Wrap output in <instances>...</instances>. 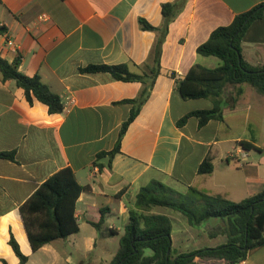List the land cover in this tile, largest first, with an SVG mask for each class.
I'll return each mask as SVG.
<instances>
[{
    "label": "crops",
    "instance_id": "obj_1",
    "mask_svg": "<svg viewBox=\"0 0 264 264\" xmlns=\"http://www.w3.org/2000/svg\"><path fill=\"white\" fill-rule=\"evenodd\" d=\"M176 4L165 23L164 4ZM264 0H0V55L19 60V71L40 75L58 94L61 113L46 104H31L24 89L0 73V264H20L9 244L11 231L22 252L32 256L48 249L58 264L66 253L59 239L33 252L20 206L51 176L71 168L78 183L88 186L77 202L80 231L72 245L84 254L105 243L95 264H111L118 249L109 243L124 233L140 189L152 180L178 192L189 187L241 202L264 191V95L249 84L229 85L222 98L224 120L200 127L186 114L214 107L211 99H184L178 82L195 65L217 68L222 60L198 53L214 30L230 25L236 16ZM145 19L157 30H146ZM11 40L13 45H9ZM245 60L264 67V16L248 27L242 43ZM128 65L143 81H121L107 73H83L89 65ZM158 70L157 74L153 71ZM142 99L138 102L128 100ZM233 106V108H231ZM138 116L129 126L109 167L97 154L114 149L123 123L133 108ZM242 142L252 145L246 148ZM210 158L211 174L199 166ZM150 213L171 219L174 256L225 244L226 222L205 221L198 227L173 209L156 207ZM93 224H100L96 228ZM86 232L83 233V229ZM54 246V247H52ZM52 247V248H51ZM51 249V250H50ZM67 260L75 264L67 255ZM190 264H229L218 259H196ZM240 264H264V244L249 250Z\"/></svg>",
    "mask_w": 264,
    "mask_h": 264
},
{
    "label": "trees",
    "instance_id": "obj_2",
    "mask_svg": "<svg viewBox=\"0 0 264 264\" xmlns=\"http://www.w3.org/2000/svg\"><path fill=\"white\" fill-rule=\"evenodd\" d=\"M176 4H164L165 23L173 18ZM264 16V3L248 12L235 17L228 26L214 30L207 42L200 45L198 53L203 56H216L222 60L217 68L201 65L193 66L185 77L178 82V90L184 99H211L214 107L186 114L178 121L183 127L191 117H196L199 126L210 120H224L222 98L229 85L249 84L264 95V67H253L244 58L242 43L244 35L252 22ZM140 23L146 30H157L145 19ZM6 32L0 27V34ZM19 60L8 62L0 55V73L3 80H14L24 89L27 100L33 104L38 100L46 104L51 114L61 113L64 103L61 97L45 84L40 75L27 76L19 71ZM83 73H107L121 81H143L146 74L133 73L128 65H89L81 68ZM154 74L158 70L153 71ZM142 99L128 100L138 102ZM233 108V106L231 107ZM139 107L132 109L123 123L113 150L97 154L96 160L109 158L111 167L114 157L121 152L122 140L133 121L138 116ZM246 148L252 147L242 142ZM0 159H15V152H0ZM213 165L206 158L199 166L200 174H211ZM88 186L78 183L71 168H65L46 180L35 193L19 208L28 241L33 252L59 239H66L80 231L76 217L77 202ZM156 207L173 209L182 213L191 226L198 227L210 219L226 222L228 240L215 248L196 250L177 256L172 252L171 219L165 215L150 213ZM100 228V224H93ZM9 244L18 257L20 264H27L25 255L11 231ZM264 244V191L241 202H233L223 195H212L205 190L189 187L181 193L171 186L152 180L143 186L136 198L134 208L120 238L119 250L111 264H190L196 259H218L229 264H240L246 260L253 247ZM147 249L152 251L146 255ZM4 264H8L5 260Z\"/></svg>",
    "mask_w": 264,
    "mask_h": 264
},
{
    "label": "rangeland",
    "instance_id": "obj_3",
    "mask_svg": "<svg viewBox=\"0 0 264 264\" xmlns=\"http://www.w3.org/2000/svg\"><path fill=\"white\" fill-rule=\"evenodd\" d=\"M216 221H223L221 219H210L207 222L209 224L214 225V222ZM86 232V228L83 229V233ZM70 237V236H69ZM68 237V238H69ZM65 240L63 242H66V248L64 254H62V258L58 260V264H72L69 260H67V255H69L73 262L75 264H95L98 261V256L100 255L99 249L102 247V245L105 243V237L103 235H100L97 245V250L90 254H84L82 250H78L77 248H74V245H72V240L62 239ZM112 242L109 243V247L112 251H116L119 247V236H115ZM54 247V246H52ZM51 247V248H52ZM51 250V249H50ZM146 255H151L152 251L150 249H147L145 252ZM51 254L49 253L48 249L42 250L32 256L31 262L29 264H50L52 262ZM109 260H104L102 264H110L107 262Z\"/></svg>",
    "mask_w": 264,
    "mask_h": 264
},
{
    "label": "built area",
    "instance_id": "obj_4",
    "mask_svg": "<svg viewBox=\"0 0 264 264\" xmlns=\"http://www.w3.org/2000/svg\"><path fill=\"white\" fill-rule=\"evenodd\" d=\"M8 44L12 46L13 45V42L11 40H9L8 41Z\"/></svg>",
    "mask_w": 264,
    "mask_h": 264
}]
</instances>
